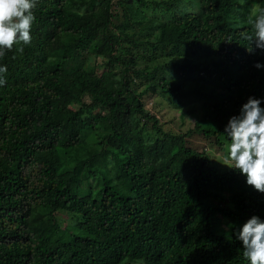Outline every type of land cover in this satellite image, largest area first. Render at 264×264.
I'll list each match as a JSON object with an SVG mask.
<instances>
[{
	"label": "trees",
	"instance_id": "trees-1",
	"mask_svg": "<svg viewBox=\"0 0 264 264\" xmlns=\"http://www.w3.org/2000/svg\"><path fill=\"white\" fill-rule=\"evenodd\" d=\"M257 4L38 0L31 45L0 60V264H248L236 233L264 194L188 137L224 154L229 118L264 107Z\"/></svg>",
	"mask_w": 264,
	"mask_h": 264
},
{
	"label": "clouds",
	"instance_id": "clouds-1",
	"mask_svg": "<svg viewBox=\"0 0 264 264\" xmlns=\"http://www.w3.org/2000/svg\"><path fill=\"white\" fill-rule=\"evenodd\" d=\"M38 0H0V60L15 50L23 54L32 43V26L36 21L34 9ZM82 14V13H81ZM251 29L242 33L249 42L248 50L264 52V6L255 5L247 18ZM254 67L264 68L256 62ZM7 66L0 64V86L6 83ZM261 98L249 96L237 115L229 118L223 134L229 140L226 152L214 159L238 170L246 184L264 194V107ZM242 243V256L248 264H264V220L252 215L236 233Z\"/></svg>",
	"mask_w": 264,
	"mask_h": 264
},
{
	"label": "rangeland",
	"instance_id": "rangeland-1",
	"mask_svg": "<svg viewBox=\"0 0 264 264\" xmlns=\"http://www.w3.org/2000/svg\"><path fill=\"white\" fill-rule=\"evenodd\" d=\"M116 10H118V8H116ZM121 22V18H115V22L113 24V27L117 28L119 26V23ZM147 102V106L149 107V110H152L153 112H155V114L159 117L160 122L162 124V126H173V127H177L178 125V113L177 111L173 110L170 108V106L165 105V101L164 100H155L153 98H147L146 99ZM191 119H195L194 116L191 117ZM182 121L184 119H181ZM188 139L191 141L192 146L197 147V148H206L209 152H211L214 156L215 159H219L220 156L222 155L220 152L216 151L214 147H211L210 144L206 143L203 139H201V137L199 136V134L197 132L194 131V133L191 134L190 137H188ZM216 165H218L221 169H224L222 167L221 162L216 160ZM226 166V165H224Z\"/></svg>",
	"mask_w": 264,
	"mask_h": 264
}]
</instances>
